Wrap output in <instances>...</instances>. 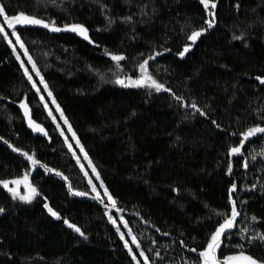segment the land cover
<instances>
[{
  "label": "trees",
  "instance_id": "1",
  "mask_svg": "<svg viewBox=\"0 0 264 264\" xmlns=\"http://www.w3.org/2000/svg\"><path fill=\"white\" fill-rule=\"evenodd\" d=\"M0 3L10 15L24 11L61 28L77 23L88 29L95 43L70 30L18 27L24 49L116 200L114 210L105 209L109 201L100 181L77 162L78 154L84 159L79 145L72 146L76 156L69 150L64 120L52 97L23 56L40 92L32 87L17 59L20 50H13L0 33V180L27 174L39 192L26 202L0 185V208L5 210L0 213V264H136L109 220L115 212L119 227L128 221L125 239L143 264L139 250L149 264H197L210 233L223 214H230L232 183L237 185L233 198L241 215L230 241L222 238L217 255L237 254L235 245L243 242L245 254L264 260V243L249 245L239 236L241 228L249 236L253 229L264 232V156L259 155L264 138H249L242 154L229 156V148L239 145L240 132L264 126V84L256 79L264 77V0H216L213 26L184 58L178 53L189 42L187 36L206 27L208 20L200 0ZM127 16L132 20L126 21ZM108 52L126 59L117 67ZM149 55L154 56L149 71L171 92L115 82L117 77H139L138 65ZM172 93L182 99L177 101ZM25 97L33 120L47 135L29 127L19 107ZM16 147L40 163L33 167ZM245 160L248 168L243 167ZM89 178L104 203L94 199ZM20 192H27L23 184Z\"/></svg>",
  "mask_w": 264,
  "mask_h": 264
},
{
  "label": "snow or ice",
  "instance_id": "2",
  "mask_svg": "<svg viewBox=\"0 0 264 264\" xmlns=\"http://www.w3.org/2000/svg\"><path fill=\"white\" fill-rule=\"evenodd\" d=\"M200 3L204 6L206 10H208V15L211 17L206 21V27H201L199 29H194L190 32V34L187 36V40L191 41V44H185L183 47V50L178 53L180 57H183L185 53L189 51V49L195 44V42L198 40V38L202 35V33L206 32L208 28H211L215 22V8L217 6L216 0H200ZM238 7V5H237ZM0 17H2V20L4 23H0V33L3 34L5 39L8 38L9 32L5 31V26L7 29L11 30V35L15 37L16 42L19 43V46L21 48H25V44L23 39L21 38V34L18 31L17 26H42L46 29H50L53 32H60L62 30H70L74 33H78L81 37H83L85 40H89L91 43H95V41H92L89 34L88 29L82 25V24H65L63 28L56 25L55 21H46L44 19L38 18L37 16L33 14L25 13L24 11H19L15 14H8L5 9V5L3 3H0ZM126 21H131L132 17L127 16L124 17ZM113 20L110 17L109 23H112ZM235 39H241L242 37H234ZM8 44L12 46L13 50H15V44H13L11 39H8ZM25 54H27V49H25ZM109 55L112 59V61L116 62L117 67L120 66V62L124 61L126 57L123 54H116L108 52L106 53ZM159 55V53H157ZM19 55H17V59H19ZM154 59V56L149 55L148 58L144 59L142 62L139 63V72L140 75L138 78H133L132 76H126L125 78L117 77L116 83L123 85L125 87L129 86H135V87H142L147 86L155 89V91L160 92L161 90L166 92H171L172 90L170 88H166L165 85L161 82H159L149 71V61ZM29 62L31 63L32 69L35 71V74L40 77V83L43 84L44 89L47 90V95L49 97H52V103L56 104L55 97L53 96L52 91L49 89V85L47 82H45L44 77L40 73V69L37 67L36 62L32 59L31 56L28 57ZM20 66L23 68L24 75L27 77V79L32 82V87L36 88V82L33 80L32 74L29 72V69L24 66V61H21ZM257 80H259L262 84H264V77H256ZM37 93L40 92L39 88H36ZM173 96H175V93H172ZM177 101H180L182 98L179 96H175ZM40 100L44 101V96H40ZM44 108H48V104L44 103ZM192 108H196L195 104L191 105ZM20 109L23 110L24 117L27 118L28 125L30 128H32L36 132H41L47 135V132L45 129L38 123H36L32 116H31V109L29 107V104L27 102V97H25L22 101L19 103ZM56 111L60 113V116L63 118L64 123L68 124L67 117L64 116L63 111L60 109L59 104H56ZM199 111V110H198ZM203 114V113H202ZM48 115L52 117L53 120H55V117L52 116V110H48ZM215 123V121H213ZM59 127V125H57ZM219 127V125H217ZM68 130L71 131V125H68ZM258 134L261 135V138H264V126H261L260 124H257L255 126H250L247 128L246 131L240 132L239 135L241 137L239 141L238 146H232L229 148V156L232 155H238L242 154V149L245 145V142L249 141V138L256 137ZM61 135H63V131H61ZM235 135V133H234ZM73 138L76 140V144L79 145V151L84 152V159H88L87 152L84 151V146L80 143V140L76 138L75 132H73ZM3 137H0V140H2ZM67 142V138H66ZM5 143H8L5 141ZM11 147V145H9ZM68 148L70 151H72V144H68ZM16 152H21V154L27 158L28 161L31 162L32 166L35 167L40 162L35 158L34 154H29L28 152H22V150L18 147L13 149ZM72 155L76 156V152L72 151ZM259 155L264 156V151L259 153ZM79 157H77V162H79ZM252 160H256V156H252ZM91 160H89V164H91ZM248 162L245 160L243 162V167L248 168ZM43 167L48 171H55V169H48L46 165H43ZM83 167V166H81ZM92 171L95 173V179L100 181V186L103 188L104 196L107 197V200L110 201V204H105V209L109 208H116V200L113 198L112 194L109 192L108 188L104 186L103 180L100 179V173L96 170V167L92 166ZM232 168L231 164L228 166V172L231 173ZM58 175H63L62 173H57ZM87 175V173H85ZM67 179V177H64ZM89 185H91L92 192H94L96 195L94 199L99 200L101 203H104V199L101 196L100 192L97 191L96 184L93 183V179H88ZM11 185H14V187H10ZM23 184L25 189H27L26 194H21L20 192V185ZM0 185L3 186L4 189H6L9 193L12 194L13 198H18L20 200L24 201H31L34 197L39 195V192L36 187H34L28 180L27 174L24 175L22 179H14V180H0ZM71 188V185H69ZM252 188H255L256 185L253 184L251 186ZM264 187V186H262ZM237 185L235 183L231 184L230 190H229V202H230V214H223V219L221 222H218V225L215 227V230L210 233L209 239L206 242V246L198 252L197 254V264H264V260H259L254 258L250 254H245L244 252V243H237L235 247L239 248L240 251L237 254H231V255H224L223 258H219L217 255L218 250L221 248L222 245V238H226L230 241L231 236L234 234L231 230L235 227L237 224V217L241 215L240 211L237 207V200L233 198V193L236 191ZM76 195L79 196H86L88 193L86 192H76ZM45 208H47L48 212L56 217L60 218L59 213L54 211L48 204L44 205ZM5 210L3 208H0V213L4 212ZM119 211V209H117ZM121 219H123L121 217ZM109 220H111L113 225H117V220L113 218V216L109 215ZM252 220H257V217L253 216ZM64 223L68 224L69 228L74 229L77 233L80 234V236H85V233L81 230L80 227L77 225L70 223L68 220H65ZM124 227H128V221H124ZM117 232L119 233L120 239L124 241V246L128 248V251L130 254H132V259L136 261V264H141L140 260L137 259V254L133 252V249L129 246L128 241L125 239V233L120 231L119 225H117ZM131 230H129L130 232ZM239 236L241 241L247 242L249 245L259 241L264 243V232H258L255 229H253V235L249 236L246 233V230L241 228L239 230ZM132 241L135 243L137 248H140V243L137 241L136 236H132ZM191 251L196 252V249L193 248ZM157 255H159L157 253ZM139 256H142L144 259V264H149V258L147 255H145L144 251L141 250L139 252Z\"/></svg>",
  "mask_w": 264,
  "mask_h": 264
},
{
  "label": "rangeland",
  "instance_id": "3",
  "mask_svg": "<svg viewBox=\"0 0 264 264\" xmlns=\"http://www.w3.org/2000/svg\"><path fill=\"white\" fill-rule=\"evenodd\" d=\"M208 11V10H207ZM215 11V10H214ZM211 17H209V15H208V19H210ZM214 20H215V18H214ZM0 23H4V21L2 20V17H0ZM18 27H21V26H17V28ZM23 27H28V26H23ZM32 27H37V26H32ZM5 31H8L9 32V36H8V38H7V40L8 39H11L12 40V42H13V44H15V50L16 49H19L20 51H17L18 52V55H19V57L21 58V60L22 61H24V58H23V56H26L27 58L29 57V55L28 54H25V49L24 48H21L20 46H19V43L18 42H16V40H15V37L13 36V35H11V30L10 29H7V27L5 26ZM206 34V32H204V33H202V35L198 38V40L203 36V35H205ZM198 40L195 42V44L198 42ZM192 42L191 41H189L187 44H191ZM194 44V45H195ZM194 45L189 49V51L187 52V53H185V55L183 56V57H180L179 55V57L180 58H184L192 49H193V47H194ZM107 56H109V55H107ZM110 57V56H109ZM111 58V57H110ZM25 64V63H24ZM28 69H29V67L28 66H26ZM29 72L30 73H32L31 72V70L29 69ZM125 78V77H124ZM138 78V77H137ZM121 86H123V85H121ZM123 87H125V86H123ZM142 87H147V86H142ZM125 88H140V87H135V86H129V87H125ZM148 88H151V87H148ZM152 90H154L155 91V89H153V88H151ZM163 90H161L160 92H162ZM157 92V91H156ZM63 127H64V130L67 132V134H68V137H67V139L69 140V142H70V144H72V146L74 145V144H76V140H75V138H73V131H72V129H71V131H69L68 130V124H65L64 123V125H63ZM76 138H77V136H76ZM78 157L80 158L79 160H80V163H81V165L83 166V168L85 169V171L88 173V174H90V173H94L93 171H92V165L91 164H89V160L88 159H82L81 158V156L78 154ZM95 174V173H94ZM22 194V193H21ZM26 194V193H25ZM23 195V194H22ZM20 200V199H19ZM21 201H24V200H21ZM26 202H29V201H26ZM111 202L109 201V204H110ZM109 210H114V208H109ZM115 217H116V212H115V214H113V218L115 219ZM118 225V224H117ZM120 231H122V232H124L125 234H128V232L126 231V229L125 228H122V227H120ZM141 250H139V252H140ZM141 264H143L142 262H141ZM172 264V263H171Z\"/></svg>",
  "mask_w": 264,
  "mask_h": 264
},
{
  "label": "bare ground",
  "instance_id": "4",
  "mask_svg": "<svg viewBox=\"0 0 264 264\" xmlns=\"http://www.w3.org/2000/svg\"><path fill=\"white\" fill-rule=\"evenodd\" d=\"M17 62V61H16ZM46 110V109H45ZM54 112V111H53Z\"/></svg>",
  "mask_w": 264,
  "mask_h": 264
}]
</instances>
